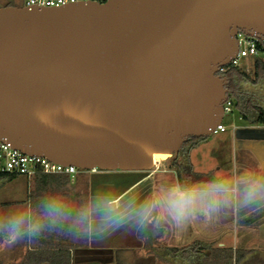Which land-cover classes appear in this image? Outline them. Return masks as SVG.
<instances>
[{
  "label": "water",
  "instance_id": "1",
  "mask_svg": "<svg viewBox=\"0 0 264 264\" xmlns=\"http://www.w3.org/2000/svg\"><path fill=\"white\" fill-rule=\"evenodd\" d=\"M241 33L264 40V0L0 8V141L85 171L152 172L223 124L220 72Z\"/></svg>",
  "mask_w": 264,
  "mask_h": 264
},
{
  "label": "rangeland",
  "instance_id": "2",
  "mask_svg": "<svg viewBox=\"0 0 264 264\" xmlns=\"http://www.w3.org/2000/svg\"><path fill=\"white\" fill-rule=\"evenodd\" d=\"M246 70L250 73L249 65ZM223 125L227 130L212 134L210 137L215 139V142L208 147L224 148L222 162L220 161L221 157H218V160L221 163L225 162L222 172L227 173L231 163L229 155H225L227 153L225 150L235 147L233 142L228 145L227 139L235 134L237 127L244 125L236 106L224 116ZM174 159L175 156L171 158L170 165ZM169 169L170 171L160 168L152 172H102L96 170L79 175L72 184L74 185L73 191L76 193L81 190L85 195H88L79 200L73 197L71 201L74 217L72 241L77 243L88 240L89 243L79 250L73 264H106L108 260L111 263L117 257L116 249H125L126 253H129L125 258L131 257L130 261H126L134 262L133 264H169L161 261L155 253H149L150 249L145 245L146 239L140 236L145 224L154 223L160 230V232L157 231V239L152 241L154 245L151 246L154 248L150 247L151 249L157 247L164 249L163 247H170L171 244L179 245L178 248L185 249L191 248L196 240L205 242L204 244H208L209 247H215L214 240L221 237L219 235L215 237L212 234H225L226 232L229 234L230 230H233L238 223H242L241 220H232L230 215L225 213L224 219L221 220L200 218L201 215L206 217L205 214H201L203 207L211 208L216 205V195H202L196 209L179 221L173 219L162 208H152L154 201L165 197L170 190L180 188L175 181V174L172 173L171 168ZM30 183L31 181L24 176H20V179L12 183L3 184L0 182V264H33L27 257L29 247L32 249L42 247V243L40 244L39 241L34 243L31 237L28 239L24 237V230L28 227L27 225H30L27 202L29 192L33 189ZM212 186L215 189L219 188V185L216 184ZM79 201L84 204L89 202V206L82 207V211L85 209L87 212L81 213L84 215V219L86 217L89 219L91 227H88V230L84 228L83 218L79 221L76 220L75 212ZM104 203H115L117 207L114 210L101 212L99 206ZM164 229L169 233L168 239ZM30 230L31 228H29ZM207 233H211L210 239L207 238ZM243 234L244 231L241 235ZM227 239L228 242H233L234 237L230 236ZM243 241L244 239L241 237V242ZM256 243L258 244L260 241ZM49 259V257H44L40 259V262L34 264H52Z\"/></svg>",
  "mask_w": 264,
  "mask_h": 264
},
{
  "label": "trees",
  "instance_id": "3",
  "mask_svg": "<svg viewBox=\"0 0 264 264\" xmlns=\"http://www.w3.org/2000/svg\"><path fill=\"white\" fill-rule=\"evenodd\" d=\"M12 6H16V4ZM248 65L251 68L250 73L246 69H231L223 73V76L229 80L230 97L243 120L249 124L264 125V58H250ZM206 139H190L180 153L175 155L170 168L172 172L176 173L177 183L182 190L192 189L198 184L211 183L210 175L195 172L190 159L191 151L199 147ZM18 179H20L19 175L0 172V182L3 184L12 183ZM29 180L33 186L27 201L30 225L25 228L24 237L26 239L31 237L34 243L39 241L40 244L42 243V247H36L35 249L29 247L27 251L28 259L33 264L42 256L56 259L60 264L73 263L75 253L77 254L79 250L86 247L89 242L88 240L77 243L72 241L74 217L72 215L71 201L73 197L79 200L88 194L85 195L81 190L74 193L73 180L67 175L37 174ZM52 201L64 206L67 218L58 219L55 223L46 218V205ZM84 205L86 207L89 206V202L87 201L84 204L79 201L77 203L75 212L77 221L82 220L84 215L81 213L87 212L85 209L82 211ZM85 219L83 218L82 221L84 222V228L88 230L89 219L88 217ZM29 228H31L30 231ZM158 230L154 223L145 224L142 227L140 236L146 239L145 245L150 249L149 253H155L161 261L169 264L174 262L180 264L179 261H176L178 257L181 260H185L187 264H242L243 260L250 254L246 250L238 249L235 251L231 248L209 247L207 244L199 242L195 243L191 248L185 249L171 247L151 249L150 247L154 248L151 245H154L152 241L158 237Z\"/></svg>",
  "mask_w": 264,
  "mask_h": 264
},
{
  "label": "crops",
  "instance_id": "4",
  "mask_svg": "<svg viewBox=\"0 0 264 264\" xmlns=\"http://www.w3.org/2000/svg\"><path fill=\"white\" fill-rule=\"evenodd\" d=\"M241 120L244 121V125L237 127L235 134L227 139L228 145L230 142L235 145V147H230L231 150H225L227 151L225 155H229L231 163L230 170L227 173L222 172L225 163L224 161L221 163L224 148L208 147L215 142V139L209 137L199 147L191 151L190 159L195 172L208 174L211 179L213 178L210 184H198L192 189L198 190L203 195H216L217 197L215 198L216 205L214 204V207L202 208L201 214H205L206 217L201 215V219L221 220L224 219L225 213L229 214L232 220L242 221L241 224L238 223L233 230H230L229 234L228 232L225 234H212L215 237L218 235L221 237L214 240L215 247L231 248L235 251L238 249L249 251L250 254L247 255L242 264H264V125L249 124L242 117ZM218 157H221V162ZM172 173L175 174L174 178L177 181L176 173ZM213 184L219 185V188L215 189L212 186ZM253 185L255 186L252 187ZM164 230L168 239L169 233L166 229ZM242 230L244 234L246 233L245 235H241ZM206 235L207 238L212 236L211 233ZM230 236L234 237L233 242H228L227 237ZM241 237L244 239L243 242H241ZM257 241H260V243L257 244ZM197 242L205 243L201 240H196ZM170 247L178 248L180 246L171 244ZM113 248L114 246L111 247L112 250ZM115 252L117 257L115 256L116 258L111 263L108 260L106 264L134 263L127 262L131 260V257L125 258L129 254L126 253L125 249H116ZM78 253L75 254L74 258L77 257ZM121 254L124 255L122 258H120ZM44 257L42 256L40 259ZM40 259L36 263L40 262ZM49 261L52 264L59 263L56 259L50 258ZM176 261H179L180 264H187L180 257Z\"/></svg>",
  "mask_w": 264,
  "mask_h": 264
},
{
  "label": "built area",
  "instance_id": "5",
  "mask_svg": "<svg viewBox=\"0 0 264 264\" xmlns=\"http://www.w3.org/2000/svg\"><path fill=\"white\" fill-rule=\"evenodd\" d=\"M83 1L88 0H14L16 7L18 8H57L68 4H77ZM93 1L104 2L105 0ZM238 40V54L227 66L221 69L220 74L222 76L223 73H226L231 69H246L250 58H264V40L243 33L238 35ZM233 107L234 102L230 97L224 105L225 115L228 112H231ZM225 131L226 127L222 124L217 129L216 134ZM170 167L171 165L169 168ZM0 172L16 174L28 179H32L37 174L67 175L72 178L74 183L79 175L87 171L76 166H65L45 158L27 155L12 148L9 144L0 141ZM72 187H74V185H72Z\"/></svg>",
  "mask_w": 264,
  "mask_h": 264
},
{
  "label": "clouds",
  "instance_id": "6",
  "mask_svg": "<svg viewBox=\"0 0 264 264\" xmlns=\"http://www.w3.org/2000/svg\"><path fill=\"white\" fill-rule=\"evenodd\" d=\"M253 185L252 187H254ZM202 193L196 189L181 190L179 187L170 190L165 197L153 202L152 208H162L177 221L186 217L196 209L202 198ZM45 216L53 223L58 219L67 218V213L62 204L52 201L46 205ZM35 227V226H33ZM91 225L89 224V228Z\"/></svg>",
  "mask_w": 264,
  "mask_h": 264
},
{
  "label": "bare ground",
  "instance_id": "7",
  "mask_svg": "<svg viewBox=\"0 0 264 264\" xmlns=\"http://www.w3.org/2000/svg\"><path fill=\"white\" fill-rule=\"evenodd\" d=\"M171 158L172 156L169 155L157 154L154 159V167H155L154 170H158L160 168L165 170L169 169Z\"/></svg>",
  "mask_w": 264,
  "mask_h": 264
},
{
  "label": "flooded vegetation",
  "instance_id": "8",
  "mask_svg": "<svg viewBox=\"0 0 264 264\" xmlns=\"http://www.w3.org/2000/svg\"><path fill=\"white\" fill-rule=\"evenodd\" d=\"M12 5H15L14 1L0 0V8L9 7V6H12Z\"/></svg>",
  "mask_w": 264,
  "mask_h": 264
}]
</instances>
